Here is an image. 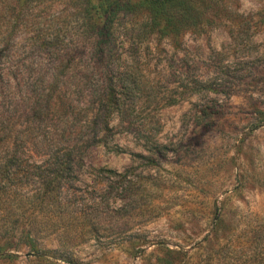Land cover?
I'll use <instances>...</instances> for the list:
<instances>
[{
    "label": "rangeland",
    "instance_id": "rangeland-1",
    "mask_svg": "<svg viewBox=\"0 0 264 264\" xmlns=\"http://www.w3.org/2000/svg\"><path fill=\"white\" fill-rule=\"evenodd\" d=\"M70 1L0 0V49L28 51L36 70L65 54L62 66H76L65 70L75 78L60 117L15 120L0 264L48 263L27 236L54 264H264V0H197L202 29L174 41L129 36L108 132L106 112L86 114L75 87L85 58ZM49 133L58 147L85 146L52 194L38 157ZM25 142L36 157L20 156Z\"/></svg>",
    "mask_w": 264,
    "mask_h": 264
},
{
    "label": "trees",
    "instance_id": "trees-1",
    "mask_svg": "<svg viewBox=\"0 0 264 264\" xmlns=\"http://www.w3.org/2000/svg\"><path fill=\"white\" fill-rule=\"evenodd\" d=\"M72 6L80 16V40L83 42L82 56L85 58L78 70L75 87L80 89L83 99V111L97 116L103 111L105 117L101 131L110 130V121L122 108L120 94L124 84L116 83L117 61L121 59L123 45L132 34L141 33L156 36L159 39L177 40L188 32L202 29L204 21L197 10V0H71ZM71 52V51H68ZM28 51L0 49V141L8 140L4 149L7 157L0 167V176L6 174V166L18 159L16 151L15 120L21 115H41L60 117L65 109L70 108L69 100L64 101L62 87L70 84L75 75L66 76L65 70H74L72 65L62 66L65 54L56 57L47 69L38 68L27 63ZM70 58V57H69ZM127 89V88H126ZM87 91V92H86ZM89 108H88V106ZM86 107V108H85ZM87 109V110H86ZM86 110V111H85ZM87 122L84 124L86 128ZM38 148L40 158L48 164L49 179L45 189L49 193L58 192L59 181L74 173L76 164L81 163L85 146L81 149L61 148L55 145L56 136L49 133ZM48 141V142H47ZM102 145L101 142H94ZM31 144L25 142L20 156L36 157ZM4 168V169H3ZM0 195L5 190L0 187ZM38 233V230H36ZM31 249L45 257L47 264L60 261L51 252L40 251L36 242L29 236ZM37 249V250H36ZM1 255V250H0ZM8 257V256H6ZM63 262V261H62ZM66 264H76L69 261Z\"/></svg>",
    "mask_w": 264,
    "mask_h": 264
}]
</instances>
